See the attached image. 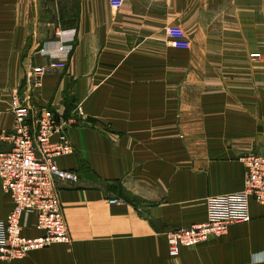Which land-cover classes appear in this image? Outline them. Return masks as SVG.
Wrapping results in <instances>:
<instances>
[{"label":"crops","instance_id":"0c3cea01","mask_svg":"<svg viewBox=\"0 0 264 264\" xmlns=\"http://www.w3.org/2000/svg\"><path fill=\"white\" fill-rule=\"evenodd\" d=\"M57 30L74 31L72 50L36 83ZM13 92L32 115L85 116L56 158L78 175L56 182L70 242L0 264H264L253 198L220 235L174 257L166 240L206 221L209 197L244 189L243 156L264 155V0H0V128ZM12 206L0 180V220ZM23 223L43 233L34 212Z\"/></svg>","mask_w":264,"mask_h":264},{"label":"built area","instance_id":"2783aa9c","mask_svg":"<svg viewBox=\"0 0 264 264\" xmlns=\"http://www.w3.org/2000/svg\"><path fill=\"white\" fill-rule=\"evenodd\" d=\"M117 10L123 0H109ZM73 30H57L58 41L52 50L43 54L51 61L49 65L31 67L36 83L47 70L61 68L72 50L69 43ZM253 56H260L259 53ZM3 98L0 94V113ZM6 109L12 113V127L0 128V143L9 149L0 150L1 188L10 195L13 206L4 220H0V259H21L33 250L43 249L57 243H68L70 237L56 182H77L78 175L58 166L56 158L71 154L74 150L69 128L84 118L80 104L70 117L42 108L32 115L31 107L17 92L6 100ZM244 165V189L207 199V220L190 227H176L166 233L170 256L178 254L181 247L194 246L211 236L224 233L229 224L250 219L249 199L264 204V155L247 154L241 158ZM112 203L117 202L111 199ZM36 214V227L43 230L38 236L23 234V218Z\"/></svg>","mask_w":264,"mask_h":264}]
</instances>
